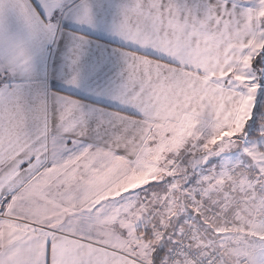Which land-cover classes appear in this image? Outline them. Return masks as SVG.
Masks as SVG:
<instances>
[{
    "label": "snow or ice",
    "instance_id": "6c2138e0",
    "mask_svg": "<svg viewBox=\"0 0 264 264\" xmlns=\"http://www.w3.org/2000/svg\"><path fill=\"white\" fill-rule=\"evenodd\" d=\"M0 264H264V0H0Z\"/></svg>",
    "mask_w": 264,
    "mask_h": 264
}]
</instances>
